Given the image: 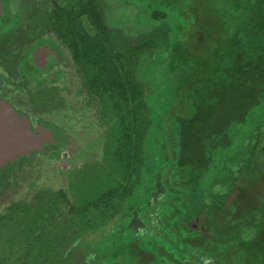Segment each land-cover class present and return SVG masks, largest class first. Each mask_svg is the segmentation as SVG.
Wrapping results in <instances>:
<instances>
[{"label":"flooded vegetation","instance_id":"af4514ba","mask_svg":"<svg viewBox=\"0 0 264 264\" xmlns=\"http://www.w3.org/2000/svg\"><path fill=\"white\" fill-rule=\"evenodd\" d=\"M90 1L34 0L26 8L16 0H0V101L29 123L33 136L54 135L30 158L15 155L0 167V191L24 172H39L36 162L67 159L73 187L76 175L80 184L98 171L100 180H94L108 187L104 193L118 190L121 195L114 198H130L135 218L132 232L123 237L133 234L126 250L131 251L123 253L121 264H264V115L224 160L225 177L221 172L216 183L201 190L203 173L210 168L200 167L201 154L182 143V125L192 110L185 100L169 109L170 96L158 95L160 82L152 66L156 45L168 49V55L171 48L184 51L182 58L193 53L205 69L206 61L227 66L236 54L226 57L233 39L246 34L252 39L264 28V0H195L191 5L190 0H116L115 6L100 1L115 38L109 51L119 78L128 75L143 88L146 108L139 137L135 128L127 129L134 127L128 115L132 107L121 105L120 96L117 105L112 101L113 92L102 84L107 72L92 62L94 28L79 9ZM113 10L119 18L112 28L108 17ZM149 79L156 83L151 95ZM75 96L83 97L85 111L73 118ZM130 144L139 146L134 160L141 163L127 170L122 149ZM155 163L160 172L154 171ZM138 216L144 223H137Z\"/></svg>","mask_w":264,"mask_h":264},{"label":"trees","instance_id":"16d2710c","mask_svg":"<svg viewBox=\"0 0 264 264\" xmlns=\"http://www.w3.org/2000/svg\"><path fill=\"white\" fill-rule=\"evenodd\" d=\"M100 1L91 0L90 3L79 6L83 13L89 15L94 28V34L89 37L90 56L94 66L107 72L109 78L102 80V84L113 92L112 101L117 105L116 96H120L121 105L132 107L128 110V115L132 118L134 127L127 129L131 133V129L135 128L137 136H140L142 107L146 108L145 105L142 106L143 88L139 83H134L128 75L125 79L119 78L116 61L109 51L114 46L115 38L105 25ZM194 1L190 0L188 5ZM50 23L55 22L50 19ZM247 35L233 39L234 43L229 47L231 51H226V57L232 52L236 54L234 59L223 67L222 63L216 65L215 62L208 64L206 61L205 69L204 63L198 61L193 53L182 58V50L175 52L171 48L168 55V49L161 45L153 48L154 72L155 60L163 59L164 71L155 72L160 82L158 95L164 91L170 96L167 103L170 110L181 106L184 100L192 110L190 119L182 125V143L189 142V148L201 154L200 167H208L212 163L213 149H226L236 140L235 133L239 131L233 134L236 127L240 128L251 121L256 112L264 115V28L255 32L252 39L246 37ZM207 71L211 73L210 76H206ZM136 99L139 102L138 106L134 107ZM127 129L125 128L126 132ZM136 146L139 147L135 144L124 145V150L122 149V160L127 170L141 163L140 159L134 160ZM124 193L129 195L130 190L124 189ZM120 195L118 190L110 191L104 193L95 204L80 208L71 205L62 191L55 194L41 193L35 196L37 200L34 203L11 205L4 215H0V225L14 227L15 231H21L26 238V252L20 259V264H89L91 257L101 258L104 264H121V256L118 258L115 255L116 247L121 241L120 236L114 235L98 246H93L89 241L91 247L86 251L87 254L81 255L75 251L80 244L79 240L85 241L86 234L83 233L88 231H83L84 229H98L101 224L115 216L118 207L113 206L114 213L107 214L106 210L109 201ZM63 206L68 207L65 214L61 211ZM93 207L99 208V212L88 215ZM104 208L105 211L100 210ZM46 220L47 223L42 225ZM51 231L55 234L51 235Z\"/></svg>","mask_w":264,"mask_h":264},{"label":"rangeland","instance_id":"374dc122","mask_svg":"<svg viewBox=\"0 0 264 264\" xmlns=\"http://www.w3.org/2000/svg\"><path fill=\"white\" fill-rule=\"evenodd\" d=\"M108 2H111L113 6H115L116 0H107ZM34 4V0H16V5H19L20 7H26L30 8ZM26 5V6H25ZM116 13L115 10H113L112 15H109L108 17V23L110 27H114L113 22L118 20V16L114 15ZM114 15V16H113ZM158 59V57H157ZM162 61L163 59L155 60V72H163L162 67ZM143 66V65H140ZM146 71V70H145ZM147 73V71L145 72ZM150 75L146 74V77H151ZM151 79H149V84L147 89V95L153 94L154 88L156 87V83L151 84ZM75 89H80V81H76V84L74 85ZM80 98V99H79ZM83 97H77L75 96V106L73 113L76 115L73 118L80 117L85 111L84 105H80V101H83ZM264 104V103H263ZM82 110V112H81ZM153 113H155L153 111ZM261 117V113L256 112L247 124H244L242 126L236 127L233 134L236 132V141L237 143H234L231 147L228 146L226 149H221L219 147V152L215 154L212 160V164H210L207 171H205L203 174V177L205 178V184L201 183L202 187L201 190H204V187L206 189H209L207 186H212V184L216 183L218 179H220L219 174L221 172H225L224 169H222V165L224 164V160L228 158L237 146H239L242 143L243 136L245 134L251 132L252 128L256 125V123L259 121ZM252 137V136H251ZM243 145V144H242ZM235 146V147H234ZM240 147V146H239ZM239 149V148H237ZM241 149V148H240ZM240 149L237 151L236 154L240 151ZM112 171L113 166L115 163V160L112 161ZM69 164H72V162L68 161L67 159H63L60 161H51V160H45L43 163L36 162L33 164L35 168H38L39 172H24L18 177L12 178L10 184L7 186V188L4 191H0V215H4L8 208L11 205L21 203V204H29L31 202H36L35 196L41 194V192H44L46 194H55L58 193L60 190H63L66 192L67 197L70 200V204L74 205L75 207L83 208L84 206H89L91 204H95L96 201L100 199V197L104 194L105 191H107V188H103L105 186H100L95 183L94 178L100 180L99 175L102 174V172L96 171L94 174H89L85 178H81L80 184H79V177L76 175L75 182L76 184L73 187V183H71V179L68 176V170L70 169ZM159 164L155 163V170L157 172H160L159 170ZM33 168V167H32ZM222 173V174H223ZM225 177V173L223 174ZM223 177V178H224ZM20 183L21 186H20ZM79 184V187H78ZM102 188V189H101ZM146 189V188H145ZM205 189V190H206ZM147 194L149 193L148 189H146ZM208 191V190H207ZM135 195V194H134ZM136 196V195H135ZM124 198L120 201L116 198H113L108 203V210L100 209L101 211L107 212V214L112 213L113 206L118 207V210L115 212V216L101 224V226L98 229H84L83 231H88L86 233L85 241L84 239L79 240V246L76 248V252L78 251L79 254H87L86 251L90 249L89 241L94 244L101 245L108 239H111L116 236H120L119 240L123 238V236L128 232H130V229L132 228L131 223L135 218V213L133 214V208L132 204L130 203V198ZM136 197H133L134 199ZM63 211V214L68 212V207L63 206L61 209ZM92 212L98 213L99 208L93 207L91 210ZM114 213V212H113ZM68 214H66V217ZM71 216V215H70ZM69 218V217H67ZM137 221V220H136ZM47 223V220L45 222H42V225H45ZM135 225H138L139 223H144L142 218L138 216L137 223L134 222ZM41 228V226H40ZM137 230V228H136ZM55 234L54 231H51V235ZM79 234V235H83ZM26 238L22 234L21 231H15L14 227L10 226H3V224L0 225V264H20L23 258L25 252H26ZM34 252V251H33ZM102 256V255H101ZM103 257V256H102ZM94 257L90 258L89 264H104L101 261V258Z\"/></svg>","mask_w":264,"mask_h":264},{"label":"water","instance_id":"95a60500","mask_svg":"<svg viewBox=\"0 0 264 264\" xmlns=\"http://www.w3.org/2000/svg\"><path fill=\"white\" fill-rule=\"evenodd\" d=\"M2 4L0 3V14ZM17 128V132L14 130ZM54 137L52 133L44 132L33 136L26 120H20L18 115L4 102L0 101V167L5 166L15 155L30 158L32 153L43 147L46 139ZM133 234H127L116 247L115 255L119 258L128 247Z\"/></svg>","mask_w":264,"mask_h":264}]
</instances>
